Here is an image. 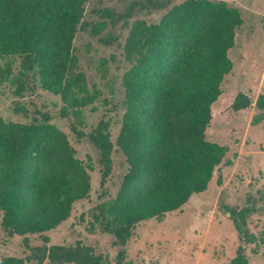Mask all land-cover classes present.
Masks as SVG:
<instances>
[{"label": "trees", "instance_id": "obj_1", "mask_svg": "<svg viewBox=\"0 0 264 264\" xmlns=\"http://www.w3.org/2000/svg\"><path fill=\"white\" fill-rule=\"evenodd\" d=\"M88 1L0 0V59H22L19 74L11 79L16 93L39 84L60 97L63 118L82 117L99 95L80 70L75 46L76 34L87 27ZM159 1H135L127 15L136 7H158ZM104 14L111 15L108 10ZM243 22L241 11L225 1L185 0L158 23L132 24L124 46L132 66L123 77L126 110L117 138L129 168L117 196L94 213V222L120 246L119 260L138 223L161 219L194 194L206 192L212 182L222 184L217 170L228 148L206 133L217 101L236 113L252 107L253 98L246 92L223 96L221 90L234 66L229 51ZM106 25L99 22L93 30L100 32ZM12 74L9 61L0 63V82L9 81ZM256 104L264 109L263 95ZM43 116V121L27 124L0 115V211L9 236L57 228L71 216L74 203L91 192L93 166L85 165L67 134L49 121V115ZM73 129L98 149L104 186L113 170L110 119L102 118L87 133L75 125ZM225 208L241 240L230 264H249L244 245L257 239L247 223L255 209ZM44 240L49 242V237ZM43 258L57 264H105L89 249L62 245L47 247ZM33 259L6 256L0 264Z\"/></svg>", "mask_w": 264, "mask_h": 264}, {"label": "rangeland", "instance_id": "obj_2", "mask_svg": "<svg viewBox=\"0 0 264 264\" xmlns=\"http://www.w3.org/2000/svg\"><path fill=\"white\" fill-rule=\"evenodd\" d=\"M135 1L148 0H89L86 3L87 27L76 34L75 46L80 70L87 75L90 89L99 95L80 118L61 117L60 97L43 90L39 84L16 93L17 85L11 79L19 74L22 59H0V63L9 61L13 68L10 80L0 82V115L7 121L27 124L43 121V115H49V121L67 134L76 156L85 165L93 166L89 170L92 182L89 196L75 202L71 216L55 229L9 236L2 226L0 211V259L33 256L31 262L24 264H57L43 258L44 253L49 246L62 245L89 249L101 255L105 264H230L241 240L232 217L226 212L225 206L229 205L238 210L255 209L247 223L257 239L245 243L244 252L249 264H264V109L256 104L264 96V0H214L238 8L244 19L237 30L235 46L229 51L234 66L222 83L223 96L243 91L253 98L252 107L246 113L233 112L220 100L214 105L216 116L206 137L228 148L217 170V174H222V184L212 182L206 192L194 194L180 209L161 219L138 223L122 261L115 237L94 222L99 206L117 196L129 168L117 143L126 110L123 77L132 66L124 53L129 30L137 20L160 22L170 8L185 0H160L158 7H136L128 16ZM104 10L111 15H105ZM99 22L107 25L95 32L93 26ZM102 118L110 119L114 142L113 170L104 186L98 149L88 137H80L73 129L75 125L77 130L87 133ZM45 236L49 237L47 243Z\"/></svg>", "mask_w": 264, "mask_h": 264}]
</instances>
